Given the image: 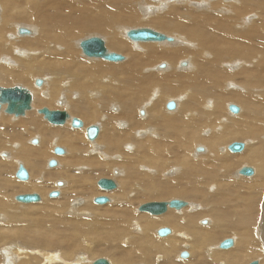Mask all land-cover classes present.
<instances>
[{
	"label": "bare ground",
	"instance_id": "obj_1",
	"mask_svg": "<svg viewBox=\"0 0 264 264\" xmlns=\"http://www.w3.org/2000/svg\"><path fill=\"white\" fill-rule=\"evenodd\" d=\"M173 1L185 5L188 2L190 4L192 0ZM209 1V3H211L214 0ZM238 1V3H242L245 6H249V3L251 2L250 6L255 7L259 17V25L257 26L258 30L255 29L256 26L254 25V28H246V25V27L234 31V29L230 28L231 25L229 21L225 22L221 19L225 16L220 18V15H224V12L222 13V11V14H220V11L218 12L216 9V12L220 14L219 16L216 14V16L219 17L217 19L211 15L195 13L193 12L194 10L192 11L189 8L187 10H182L178 7H174L175 3L169 4L167 8H163L164 4L163 6L161 4V12H166L161 15V12L157 14L153 11L148 12V8L146 9L142 4L143 0H0V56L7 58L16 45L31 51H20V57H18V59L14 57V66L11 65V62L8 64L6 60L2 59V62H0V87H2L1 85H5L7 87H3L8 88L9 85L19 82L29 90L23 87L24 89L32 94L30 109L25 111V116H15L14 114L9 115L17 118L0 116V157H2L0 158V211L5 215L6 212H8V215L9 213L11 214L13 209V206H11V198L14 194L20 195L21 193L27 194L36 191L43 197L41 202L40 197L39 201L33 202L36 204L28 203L24 206L22 205V207L20 205L22 208H19L21 209L20 211L26 215L31 213V216L25 225V231L23 234L21 233L22 235H16L15 232L10 235L13 239H17L21 235V238H23L26 243H29L30 240L34 241L36 243L34 246L39 248L58 246L57 241L63 240L67 247L70 248L73 244L70 245L69 241L75 240H73V232L76 233L74 234L77 235V237L81 234L101 236L102 230L105 229L113 232L119 240L120 232L122 233L123 229L122 223H126V225L130 223L128 224L130 226H133L135 223V225L137 224L135 229L138 230V233L140 234L139 236L143 235L141 238V241L143 242H147L146 240L148 239V234H146V232L156 226H170L174 229V233L170 232V234H168L169 236H163L166 238L162 237L165 241L161 243L159 241V244L157 243L155 245V247L165 255L169 256L170 253L174 252L180 244L188 243L187 245H183L185 250L189 249L192 251V256L188 261L184 260L178 263H173L170 260H166L164 264H187L189 262L192 264H215V262L221 264L223 262L219 261L221 260V257L229 258L230 262H228V264H236L240 260V255L248 252L252 255L256 254L254 250H247L246 247H244L245 250L242 248L238 252L233 253L234 251L232 250L234 248L236 249V240L234 242L232 239L233 245L229 248H225L224 251H222L223 249L220 248L219 245L225 239L217 244L216 248L220 249L219 252L221 253L213 252L210 248L208 249L211 243L227 233H235V235H239L244 244H248L251 241L250 235L246 230L242 231L238 229L239 223L236 219L233 223H230L233 219V215H236V212L235 208L234 210L233 208L230 209L228 203L222 201L223 196L230 191L231 187H227L225 184L222 185L219 181L220 177L217 174L220 165H223V170H228L237 167V165L243 162L253 163L257 169L255 176L254 170L251 168L253 170L251 176H255V179L253 180L255 182L251 185V190L256 191L264 181V160L263 157H261V152H257L255 149H249L248 147L250 146L247 145L249 144L248 142H240L244 145V149L242 153L238 152V154H241L236 157L234 156L236 153L231 157L228 156V159L227 157H217V152H223L224 154V152L228 150V145L233 143L231 142L227 144L224 149L219 151L220 146L224 144L223 142L226 138L243 139L246 136L256 138L258 136V131L263 129V123L260 118L261 113L263 112L257 114L259 111L258 109L257 112L252 110L256 103L247 97L249 94L223 93V82L228 80L232 81L233 77L224 76V78H222L221 74L216 73L218 67L216 68L215 65L217 63H222L224 60H227L228 62L238 60L243 66H246L243 71H239V75L247 77L251 76L254 78L253 83L243 80L244 83L241 85L246 88L244 91H247V86H249V88L252 87L251 89H254V91H250L255 92L254 95L256 98H259L262 95H260V92L264 90V63L261 60L260 62H257L259 56L255 54V51L253 52V50L250 49L246 51L243 47H246V45L252 47L251 41L255 37H259V39L264 38V0ZM144 3H146V1ZM207 6H210V8L212 7V9L216 8L213 4ZM224 6L227 8L228 5ZM20 8L21 11H17V9ZM237 8H233L232 13L242 14L243 12H239L240 9ZM136 9H138L139 12L136 11ZM246 9L248 10V8ZM240 16L241 15L236 17L239 18ZM241 17L244 19L243 15ZM242 18L239 20L242 21ZM140 20H144V22L150 20L151 25L162 30L164 33L172 34L174 38L158 32L159 30L155 31L150 28L138 27L133 28V30L148 29L164 36V40H131L127 37V33L132 28L127 27L140 22ZM14 22L18 24H31L32 26L26 25L27 28H24L21 24L16 25L15 33L20 37H25L19 38L11 34L8 36V39L13 38L10 41L5 39V35L8 29L10 32V27L15 24ZM243 22L239 23L244 26ZM251 25L252 22L250 23V26ZM238 26L240 25L238 24ZM20 29H23L24 32H21ZM28 35H30V37H28ZM84 35H102L106 41V45L104 42L106 53H122L125 57L116 54L121 57L120 60L107 61L103 58L97 57L96 59H99L98 61L90 59L95 57L85 56L80 47L81 41L79 42V38ZM88 38L96 37L92 36ZM177 38H182L180 41V47H174V44L178 41ZM127 40L134 45H130ZM12 42L17 43L15 45ZM162 42H168L170 45H135L137 43ZM244 44L245 46H243ZM258 45L257 47L259 49L260 45ZM76 46L81 51V54L87 57L89 61L84 60L85 58L82 60V57L79 58ZM258 51L256 52L258 53ZM254 54L256 55L255 59L252 58L254 57ZM182 58L186 59V68L179 67L178 69L176 62ZM252 59H254V65L248 67L250 64L248 65L246 62H249ZM102 60L107 62H102ZM160 61H165V63L162 64L164 67H160L161 69H159V67L157 68L155 65ZM228 62L225 63L228 64ZM240 67L242 68V66H239V68ZM229 69L232 70L233 68ZM180 71H182V73ZM40 76L43 77V80L41 81L39 79L41 84L36 85L38 79L34 77ZM239 79L242 80V78ZM33 83L38 88H34ZM231 83L228 84L226 88H229L232 85ZM61 90L69 95L74 92L73 90H76L77 97H75V99L69 98L68 101H66L65 99L67 96L62 95L63 100H58L57 98ZM150 92H152V95L147 99ZM178 95L180 96L176 103L168 100L177 97ZM146 99L149 100V102L145 107V103L144 106L141 104L144 100L146 101ZM260 99L261 98L258 100L259 102ZM208 100H210L209 103H211V105H209L211 107L208 105L209 110L204 112L202 110V105L207 103ZM168 101L175 104L176 111L173 110L174 112H172V110L167 109ZM229 101L241 104L243 106V112L241 113L240 108L237 106L239 112L236 114L231 113L229 111V106L235 105L233 103H227V111L232 115H241L240 117H243L242 119L246 120L248 124L246 123L247 125L244 126L234 120L231 122V125L233 126L227 125L226 127H221L217 133H212V135L210 134L206 139L204 138L205 141H203V144L206 149L203 145L201 146L198 144L193 147V144L197 141L195 133L198 126L202 127L208 125L209 128H213L219 118H221L222 115H225L223 107L225 102ZM58 104L66 107L68 110L55 109V106ZM107 105H113L115 109H112L111 112H107L106 114H102V117H100L97 109H102L101 107H106ZM165 105L166 110L164 111L163 106L165 107ZM43 106H45V108ZM113 106L111 108H113ZM139 106L142 107L143 110H141V108L138 109ZM5 108V104H0V115L6 113ZM32 108L33 111L38 114V117L35 116V112L28 113ZM42 108H49V110L47 109L49 112H66L68 118L63 125L47 127L43 123H38L36 120H43L50 124L45 112L41 110ZM113 113L116 114L113 115ZM137 115L141 117L137 118ZM20 116L24 117L20 118ZM255 116L258 118L257 120L255 119ZM74 117H80L84 121V124L80 121L82 123L80 127H73L71 125V120ZM11 118L13 119L11 120ZM96 121L100 124L92 125L98 128V133L95 137L96 139L94 138L92 141L88 139L87 136L85 138V133L87 128L91 127L90 124H95ZM219 122L222 123L221 120ZM254 122L255 124L252 125ZM69 125L71 128L77 130H72L69 128ZM259 125L261 127H259ZM141 129H143V131ZM36 133L40 135L42 141L41 143L40 138L37 137L36 145L38 146L41 143L42 147H39V149L26 148L24 135L33 136V134ZM86 139L90 141L88 142ZM32 140L33 139L29 140V142L33 145ZM128 141H132V145L129 146L131 154L126 155V157L131 160H122L125 169L121 172L122 175L126 176L127 183L124 184L123 187L121 186L118 189H116V187L115 190L112 189L113 191L104 190L105 192L110 191L109 193H112L111 195H113V202L111 205L114 204L117 206L116 208H118L120 206L119 202L125 203V201H128L131 198V196L143 198L171 196L199 202V208L202 209V203L207 205L206 203L212 202L210 201L211 199H207V196L205 197L203 194L204 187L205 185L208 186L210 183H214L217 192L212 196H217L216 198L218 199L217 202H219V204H211L209 208L213 206V209L212 211L209 209V215L213 216L217 222H223L224 225L222 227L220 226V228L217 227L216 229L214 228L212 230L204 231L194 227V220L198 219L200 216L203 217V214L205 213L204 210L200 212L190 211V213H187V211H184L185 209H183L180 216H176L172 213H167L170 212V209H173L168 208L164 213L165 215L162 214L163 216L159 222H152L143 216L130 218L127 210H111L110 204H102V206H100V204L99 206L96 205V207H93L94 209L91 210L92 214L100 219L94 224V227L92 224L89 226L85 224L87 226L85 228L84 224L82 226L79 219H68L64 216L60 217V212L65 209L67 205H70L68 199L70 200L75 197L72 200L77 203L79 202L78 204L81 205L77 196L82 197L81 203L83 209H89L87 204L90 203V195L92 194L91 191L88 192L85 187V175H108L109 170L112 168V164H105L102 161L104 158H102V156L106 157L120 151L124 143ZM12 143H15L17 147L12 150L8 156L6 151L3 150ZM50 143H52L53 146L55 145L54 147L52 146L53 149H51ZM59 146H63V148ZM192 147L194 148L193 154L191 151ZM55 148H62L63 155L60 156L55 154ZM51 150L52 154L60 156L63 172L58 171L56 173H50L45 176V179L53 181L57 179L61 173L62 178L65 179V184L64 182L62 184L64 187L62 188L61 186L62 189L59 188L58 195L55 196H60V199L58 198L56 200L44 199L47 189L42 185L43 183L34 182L32 177L27 182L12 179L13 175L15 177V174L18 171L17 169L22 161L30 167V170L33 171L34 174L39 175L41 173L40 167L42 164H44L46 160V163L49 161ZM91 150H93L92 154L89 153ZM204 152L207 153L206 156L204 155ZM56 156L50 160L56 161V159L59 158ZM16 163L17 169L15 168ZM142 164L149 167V169H147L149 170L147 175L137 172L138 166ZM79 166L85 168V171L81 172L80 175H76L74 174V170ZM170 166H172V168L174 167V171L171 170L170 172L171 174L177 173L181 176V178L179 177L180 182L177 184L164 185L160 180H152L151 177H149V174L151 173L160 176L161 172ZM47 168L50 167L47 165ZM243 168H250V166H241L238 169L236 176L241 175L240 170ZM216 169H218V172ZM115 174H117L116 171ZM241 176L251 177L245 175ZM191 181L202 182V186L194 188L192 184H189ZM204 181L207 182L205 183ZM145 182L148 185H145ZM243 185L244 183L236 184L238 187ZM233 188L235 189V186ZM95 198L96 197L91 201L93 204H96L94 203ZM243 209H247V206ZM84 211L85 210H83V213ZM86 215L87 214H85V216ZM1 218L3 219L4 215H2ZM201 224L203 223L201 222ZM56 225H59L64 232H72V234L66 236L67 234L65 233L63 237V234L57 229ZM232 228L237 229L240 233L232 230ZM126 230L127 228L123 231V239L121 238L124 245L134 241L132 239L134 237L127 235ZM158 230L156 231V234ZM34 231L37 232V234H32ZM6 235L8 236V234ZM93 235L92 237H94ZM4 237L7 238L6 236ZM126 239L127 241H124ZM96 246L97 250L101 252L108 249L106 247H100L99 243ZM130 246L131 245H129V247ZM126 247L124 246V248ZM230 248L233 249L229 251ZM132 249L140 248H138L137 245V247L134 246ZM74 250L76 251V249ZM196 251H198V254ZM8 252H10V250ZM112 252L113 249L110 248L108 253ZM154 252H157V250L154 249ZM15 253L16 252H12L8 256L4 254L5 256L3 257L7 256L6 260H9L12 259L13 256H16L12 255ZM121 255L124 254L120 253L114 255L112 261H110V259L107 260L108 263L125 264L121 259ZM78 259V261H80L82 260V257H78ZM137 260L141 261L139 257H136L133 261L136 262ZM252 262L259 264L257 261ZM76 264L80 263L78 262ZM127 264H129V262H127Z\"/></svg>",
	"mask_w": 264,
	"mask_h": 264
},
{
	"label": "rangeland",
	"instance_id": "obj_2",
	"mask_svg": "<svg viewBox=\"0 0 264 264\" xmlns=\"http://www.w3.org/2000/svg\"><path fill=\"white\" fill-rule=\"evenodd\" d=\"M145 1H146V3H144ZM180 1H183V0H180ZM195 1L196 0H192L190 2V4L188 2L185 5H183V4H179V2L173 1V0H164V1L163 0L162 1L161 0H155V1L154 0H143V3L142 4L144 5V7L146 9L148 8V12L153 11L156 14L161 12V8L160 7H162L163 4H164L163 8L164 7L167 8V6L169 4H173V3H175L174 4V7H178L180 9H182V10H185V9L187 10L189 8L192 11L194 10L193 12H195V13L205 14V15H211L214 18H217V19L219 18L218 16L224 12V15L223 14L220 15V18L223 17V16H225V17H223L221 19H223L225 22L226 21L227 22L229 21V23L231 25L230 28L234 29V31L235 30L242 29V28L246 27V25H247L246 28H251L254 25V26H256L255 29L258 30L257 26L259 25L258 24L259 17H258V13H257V10L255 9V7L252 6L253 7L252 8L250 6L251 5V2L249 3V6H250V8L252 10L249 8V6H245L242 3H238L239 2L238 0H236V1L235 0H232V1L231 0H214V1L211 0L212 1L211 3H209L210 2L209 0H200V1H196V2ZM154 2L157 3L158 5L155 4ZM218 3H220V4H218ZM161 4H162V6H160ZM210 4H213L214 7H216V8L212 9V7L210 8V6H207V5H210ZM224 5H228L227 8ZM229 6H232V7L234 6L233 8H237L238 7L237 9H240L239 12H243V13L242 14L241 13H236V14L234 13V14L237 17L239 15H241V16L243 15L244 19L241 16L239 18H237L232 13L233 12L232 11L233 8L232 7H229ZM222 7H223V9H222ZM230 8H232V9H230ZM246 8H248V10ZM216 9L218 10V12L220 11V14H218V12H216L217 11ZM224 10H226V11H224ZM17 11L20 12L21 11V8L20 9H17ZM136 11L139 12L138 9H136ZM221 11H222V13H221ZM162 12H161V15L166 13L165 11L163 13ZM216 14L218 16H216ZM241 18H242V21L239 20ZM234 19H235V21H234ZM248 19H249V21H248ZM252 20H254V21H252ZM255 20H258V21H255ZM150 22H151L150 20H147L145 22H144V20H142V21L140 20V22H138L136 24H133V25H130L127 28H132V29L133 28H138V27L139 28H150L152 30L158 31L159 29H157L156 27H154L153 25H151ZM239 22H241V23L243 22L244 26L242 24H240ZM249 22L250 23L252 22V25L251 26H250V23ZM253 22H254V24H253ZM14 23L15 24H13V26L10 27L11 28L10 29V32L8 31L9 30L8 29L6 31V35H5V39L10 40V41L13 39V38H11V39L9 38L8 39V36L11 35V34H13L15 37H19V38L25 37V36H21L20 37V36H18L15 33V31H16L15 30L16 29L15 26L16 25H20L21 24V26H24V28H27V26H29V25L32 26L31 24H22V23H19L18 24L16 22H14ZM237 23L240 26H242V27L238 26ZM12 27H13V29H12ZM11 32H13V33H11ZM158 32L164 33L162 30H159ZM164 34H166V36H169V37L174 38V36L172 34H169V33H164ZM92 36L101 38L105 42V45H106V41L104 40V37H102V35H89V36H85L84 35V36H82V37L79 38V42L82 41V40L87 39L88 37H92ZM28 37H30V35H28ZM177 39H178V41L176 40L177 41L176 42L177 44L175 43L174 44L175 45L174 47H178V46L180 47L181 46L180 45V41L182 40V38H177ZM258 39H259V37H255L251 41L252 42V45H251L252 47L246 45V47H249V48L243 47V49L245 48L244 50H246V51H248L249 49L250 50H253V52L255 51V54L260 57V58L258 57L257 62H260V60H261L264 63V61H263L264 60L263 59L264 58V50H263L264 49V38H261L259 40ZM127 42L130 45H132V46L134 45L132 42H130L128 40H127ZM12 43H14L16 45L17 42H12ZM142 44L143 45L144 44H157V45L158 44H167V45H170V43H168V42H162V43H137L135 45H141L142 46ZM257 45L260 47L259 49H258ZM243 46H245V44ZM76 50H77V53L79 55V58L82 57L81 58L82 60H83V58H85L84 60L89 61V59H87V57H85V56H83L81 54V51L79 50V48H77V46H76ZM20 51L21 52H25V51L31 52V51H29V50H27L25 48H21L18 45H16V47L11 50L10 54L7 57L9 59H7L4 56H0V60H1L0 62H2V59H3V60H6L8 62V64H9V62H11V65L14 66V63H15L14 57L16 59H18V57H20V53H21ZM256 51H258V53ZM260 52H263V53H260ZM114 53H116V52H114ZM116 54H119V55L125 57L122 53H116ZM255 54H254V57H252L254 59L256 58L255 57L256 56ZM1 57H3V58H1ZM4 58H6V59H4ZM11 58H13V59H11ZM90 59H92V60L95 59V61H98L99 60V59L97 60L96 58H90ZM254 59H252L249 62H246L248 65L250 64L248 67H251V65H254L253 64L254 63V61H253ZM100 61H101V59H100ZM102 62H107V61L102 60ZM225 62H228V61L227 60H224L222 62L223 64L220 62V63H217L215 65L216 68L218 67L217 70H216L217 72L212 68L216 73L221 74V77L222 78H224V76H229V77L231 76V77H233V80L232 81L231 80H228V81L223 82V84H222V92L223 93H239V94H243V95L249 94L247 97L250 100H252L254 103H256L254 105V108L252 110L255 111V112H257L259 110L257 112V114L263 112V113H261V117L260 118H261V122L263 123V129H264V110H263L264 109V90L260 92V95L261 94L262 95L259 97V98H261L260 99V102H259L258 101L259 98H256V96L254 95L255 92H252V91H254V89H251L252 87L249 88V86H247L248 87L247 88V91L246 90L244 91V89H246V88H244L241 85L242 83H244L243 80H246L247 82H250V83H253V81H254V78H252L251 76H250L251 77L250 78L249 76L247 77V76H244V75H239L240 74L239 71H241V70L243 71V69H245L246 66H243L238 60H234V62L233 61H229L230 64H229V62H228V64L225 63ZM164 63H165V61H160V62L156 63L155 65H156L157 68L159 67V69H161L160 68V65L161 64H164ZM183 64H184V66H183ZM185 64H186V59L185 58H182L180 60H177V62H176V66L178 67V69H179V67H185ZM239 66H242V68L241 67L239 68ZM229 68H233V69L230 70ZM180 69H182V68H180ZM235 69H236V71H235ZM180 72L182 73V71H180ZM234 72L236 74H238V75H236ZM263 72H264V69H263ZM34 78H36L38 80L40 79L41 81L43 80V77L42 76H40V77H34ZM239 78H242V80H240ZM34 83H33L34 88H38L37 86L34 85ZM230 83L232 85L229 88H226L228 86V84H230ZM22 85H23L22 83L15 82L12 85H9L8 87H12V86H22ZM1 86L2 87L3 86L4 87H7L5 85H1ZM22 87H24V86H22ZM241 87H242V89H241ZM253 87H255V86H253ZM261 87H263V86H261ZM24 88H26V87H24ZM61 88H63V87H61ZM26 89L29 90L28 88H26ZM250 90H252V91H250ZM73 91L74 92L69 95V94H66V93L62 92V90H61V92L58 95V98L57 99L58 100H61V99L63 100L62 95L63 96L66 95L67 96L66 99H65L66 101H68L69 98L70 99H75V97H77V92H76V90H73ZM151 95H152V92H150V94H148L147 99H149L151 97ZM179 96L180 95H178L177 97L170 98L168 100L169 101H173V102L176 103L179 100ZM147 99H146V101L144 100L141 105L144 106V103H145V107H146V105L149 102V100H147ZM209 101L210 100H208L207 103H204L202 105V110L204 112H207L209 110V106L211 105V103H209ZM227 103H233V104H235L236 106H238L240 108L241 113L243 112V106L241 104H238V103H236L234 101L225 102V105L223 107V112H224L225 115H222V117L219 118L218 122L215 124V126L213 128H209L208 125L207 126L205 125V126H202V127L201 126L200 127L198 126V128L196 129V133H195V136H196V140L197 141L193 144V147L196 146L197 144L198 145H201V146L203 145V147H204L205 145L203 144V141H205V139L207 137H209L210 134L212 135V133H217V131L221 127H226L227 125H231V122L234 121V120L237 121V123H239L241 125H244V126H246L248 124V122H246V120L242 119L243 117H240L241 115H239V114L238 115H232V114H230L227 111V109H226L227 108V106H226ZM58 105L55 106L56 107L55 109H62V110H65V111L68 110L66 107L60 106V105H59L60 106L59 107ZM114 105L117 106L116 104H114ZM112 106L113 105H107L106 107H101L102 109H99L98 108L97 109L98 115L100 117H102V114H106L107 112H111L112 109L113 110L115 109L114 106H113V108H111ZM140 106L138 107V109L141 108V110H143V108L140 107ZM43 107L45 108V106H43ZM47 109L49 110V108H47ZM163 110L164 111L166 110V105H165V107L163 106ZM174 111H176V109H174ZM174 111L172 110V112H174ZM30 112L33 113L35 111H33V108H32L28 113H30ZM115 114L116 113H113V115H115ZM0 116H2V117H15V116H10L9 114H6V113L1 114ZM24 116H20V118H22ZM35 116L38 117V114L36 112H35ZM140 117L137 115V118H140ZM15 118H17V117H15ZM74 118L79 119L84 124V121L80 117H74ZM12 119L13 118H11V120ZM255 119L257 120L258 118L255 116ZM36 120H37L38 123H40V124L43 123L47 127H54L53 125L48 124L46 121H43V120H40L39 121V119H36ZM220 120L222 121V123L219 122ZM98 121H96L95 124L94 123L93 124H90V126L100 124ZM226 121H227V124H226ZM254 124H255V122L252 123V125H254ZM231 126H233V125H231ZM234 127H235V125H234ZM259 127H261V126L259 125ZM69 128H71L70 125H69ZM71 129L72 130H77V129H73V128H71ZM263 129L261 131H258V136L256 138H251V137H247V136L244 137L243 139H227L226 138L224 140V142H223L224 144H222L220 146L219 151L221 149H224L226 147V145L229 144V143H231V142H248L249 144H247V145L250 146L248 148L249 149H255L257 152L260 151L261 152V157H263V160H264V130ZM141 130L143 131V129H141ZM199 131H200V133H199ZM205 133H207V134H205ZM37 137L40 138V135L37 134V133L36 134H33V136L32 135L31 136H25L24 135V138H25V141H24L25 147L26 148H29V149H39V147H42L41 138H40L41 143L38 146L36 144L35 145L34 144L33 145L30 144L29 140H31V139H37ZM85 138H86V133H85ZM86 140L88 142L90 141L88 139H86ZM131 143H132V141L125 142L124 145L122 146L121 150L118 151V152H116V153H113V155L110 154V155H108L106 157L105 156H102V158L104 157L102 161L105 164H107V165L112 164V168L109 170L108 175H99V174H97V175H85V179H86L85 180V187H86L87 191L88 192L91 191V194H92V195H90L91 196L90 203L87 204V206L89 207V209H83V205L81 203L82 202V199H81L82 197L77 196L78 197L77 199L80 200V204L81 205L78 204L79 202L77 203V202H74V200H72L75 197L74 198H71L70 200L68 199V201H69V203H70L71 206L70 205L69 206L67 205L66 208L63 209L60 212V215H59L60 217H63L64 216L65 218H68V219H71V218L72 219H79V221L82 223V226L84 224V227L85 228L87 226L91 225V224L93 225V227L95 226L94 224H96V222L99 221L100 219H98L96 217V215L92 214V211L91 210L94 209L93 207H96V205L99 206L100 204H93L91 202L93 200V198L94 197H97V196L104 195L109 200L104 205H109V204L111 205V203L113 202V198H112L113 195H111L112 193H109L110 191H113V190H110V191L105 192L104 190L100 189L97 186V181L99 179H101V178L110 179V180L114 181V183L116 184V187H117L116 189H118L121 186L123 187V185L127 183L126 176L125 175H122V173H121L122 170L125 169L124 168V162L122 160H125V161H130L131 160V159H129V158L126 157V155L131 154L130 151H129L130 150L129 146L132 145ZM52 146H53V144L50 143L51 149H53V147L55 145L53 147ZM16 147H17V145L15 143H12L11 145H8L7 148L5 150H3V151H6V154L9 156L10 153H11V151L14 150ZM59 147H62L63 148V146H59ZM193 147L191 149L192 154H193V149H194ZM198 147H200V146H198ZM92 151L93 150H91L89 153L92 154L93 153ZM242 152L243 151H241V153ZM217 153H218L217 154V157L218 156H220V157H227V159H228V156L231 157L234 154V153L229 152L228 150L226 152H224V154H223V152H217ZM241 153H239V154H241ZM206 154L207 153L204 152V155L205 156H206ZM239 154L236 153V154H234V156L236 157ZM55 156L56 155L52 154V150H51V156H50L49 160L50 159H53ZM60 156H62V155H60ZM60 156H56V157H59V158L56 159L57 166L55 168H47L48 163H46L47 162V160H46L45 163L42 164V166L40 167L41 168V173L39 175L34 174V172L30 170V167L28 165H26L25 162L22 161L20 163V165H22L27 170V172L29 174L28 180H26L24 182L29 181L31 179V177H32V180H34V182H36V183H43L42 185H44V187L47 189L46 190V193H45L46 195L44 194L45 195L44 199H46V200H50V199L56 200L58 198L60 199V196L55 197V198H49L48 197V194L50 192L54 191V190H57V192H58L60 189H62L64 187L63 185H62V188L61 187H57L56 186V184H57L56 182L62 181L65 184V179L62 178V176H61L62 173L60 174V176L57 179H55L53 181L52 180L49 181L50 179H45V176L48 175V174H50V173H56L58 171H62L63 172V166H62V162H60ZM199 156H201V155H199ZM0 158H2V157H0ZM191 159H193V158H191ZM243 163H240L239 164L240 166L237 165V167H233V168L228 169V170H223V168H224L223 165H220V167L218 168L220 173L217 171L218 169H216V171L218 172L217 175H219V177H220L219 181L221 182V184L222 185L225 184V185H227V187L228 186L231 187L230 188V191H228L227 194H225L223 196V198H222V201H225V202L228 203L230 209L233 208V210H234V208H235L236 215H233V219L231 220L230 223H233V221L236 219V221H238V223H239V228L238 229L239 230H242V231L243 230H246L248 232V234L250 235L251 241L248 244H244L243 240L239 237V235H237V234L235 235V233H233V234L232 233H227L223 237H221L218 240H216L213 243H211V245L208 247V249L210 248V249H212L211 251H213V252L221 253V252H219L220 249H217L216 248L217 244L220 243L224 239L230 238V239L234 240V242L236 240V246L235 247L238 250H236L235 248H234L235 250L233 248H230L229 251L233 249L232 250V251H234L233 253H236L239 250H241L242 248H243V250H245L244 247H246L247 250H254L256 252L255 255L250 254V252L240 255V257H239L240 260L236 264H249L252 261H257L259 264H264V262H263V259H264V181L262 182V185H260L256 189V191L255 190H251L252 189L251 188V185L255 182L253 180L255 179V176H256L255 172H256L257 167L255 165H253V163H247V162H243ZM241 166L242 167L243 166H247V167L250 166V168H252L254 170L255 176H251V177H244V176H241V175L240 176L238 175L239 177L236 176L237 175L236 173H237L238 169ZM16 167H17V163L15 164V168ZM173 168H172V166L166 168V170H164V171L161 172V175L160 176H156V175H154V173H151V174H149V177H151L152 180H160L161 182H163L164 185H174V184H177L178 182H180L179 181L180 180L179 177L181 178V176L179 174H177V173H174V174L172 173L171 174L170 172H171V170H173ZM117 169H118V171H117ZM147 169H149V167L147 165H145V164H142V165H139L138 166V168H137L138 171L137 172L140 173V174L144 173V174L147 175L149 173V170H147ZM83 171H85V168H83L82 166H79V167H77L74 170V174L80 175L81 172H83ZM115 171L117 172V174H115ZM168 173H170V174H168ZM12 179L18 181V179H16L14 177V175L12 176ZM137 183H139V182H137ZM181 183H182V181H181ZM237 183H242V184L244 183V185L241 186V187H238V186H236ZM144 184L145 185H148L146 182ZM189 184H192V186L194 188L199 187V186H202V182H197V181H191V182H189ZM234 186H235V189L236 190L233 188ZM234 191H236V192H234ZM216 192H217V190L215 189L214 183L213 184L210 183L208 186L205 185L203 194L205 195V197L207 196V199H209V200L211 199L210 201H212V202L206 203L207 205H204V203H202V207H203L202 209L199 208V205H200L199 202H195V201H192V200H189V199H186V198L182 199V198H179V197H171V196H168V197L163 196L161 198H153V197H151V198L150 197L149 198H143V197H134V196L132 197L131 196V198L128 201H125L126 204L124 202H122V203L119 202V205L120 206L118 208H116L117 206L114 205V204H112L110 206V208H111V210H114V209H119L121 211H126L127 210L128 213H129V215H130V218H135V217L143 216L146 219H148L149 221H152V222L153 221H155V222L158 221L159 222V220L161 219V217L163 215H165V214L159 215V216H150V215H148L146 213L138 212V210H137L138 207L141 204L148 203V202H153V201H156V202H166V201H169L171 199H178V200H182V201L186 202L187 203V206H185L184 208H182L180 211H176L175 209L174 210L173 209H170L169 210L170 212H167V213H172L173 215L180 216V213H182L183 209H185L184 211H187V213H190V211H192V212L199 211L200 212V211L204 210L205 213L203 212L204 213L203 214V217L200 216L198 219H195L194 222H193V226L196 227L197 229L203 230V231L204 230H212L214 228L216 229L217 227L220 228V226L222 227L224 225L223 222H217L213 218V216L209 215V209H211V211L213 209V206L211 208H209L211 206V204H213V203H215L214 205L219 204V202H217L218 201V199L216 198L217 196H214V197L212 196ZM32 193L38 194L39 197H40V202H41V200H42L43 197L38 192L32 191L31 193H27V194H32ZM24 194H26V193H24ZM17 195L18 194H14L12 196V198H11V206H13V209L11 211V214L9 213V215H8V212H6V215H5L4 213L3 214L1 213L2 211H0V229H1L0 230V264H76L78 262L80 264L81 263L82 264H90V263H92L93 261H95L98 258H103V259H106V260H109L110 259V261H112V259L114 258V255H117V254H120V253L124 254V255H121V259H122L123 263H125V264H127V262H129V264H136V263H140V262H141L140 264H164L166 260H170L173 263H178V262L184 261V260L188 261L190 259V257L192 256V251H190L189 249L185 250V248L183 246L185 244L187 245L188 243H182V244H180L178 246V248L174 250V252H171L170 253L169 256L163 254L162 252H160L155 247V245L157 243L159 244V241L161 243V242L165 241V239H163V238H166L167 237L166 236V237H163L162 238V237L157 236L156 231L158 229L164 227V228H168L170 230V232H173L174 233V229L172 227H170V226H162V225L161 226H156L155 228H153L150 231H147L146 232V234H148L147 235L148 236V239L146 240L147 242H143V241H141V238L143 237V235L139 236L140 234L138 233V230L135 229V226H137V224L135 225V223H134L133 226L128 225L130 223H128L127 225H126V223H124V224L122 223V228L123 229L121 228L122 229V233L120 232V239H121L122 238V235H123L124 229L127 228V230H126L127 235H130L131 237H134V238H132L134 240L132 242L134 245L131 242L124 245V243L122 242V239L123 238L121 240L120 239L118 240V237L115 236L113 232H110L109 230L107 231V230L103 229L102 230V235L103 236L102 235L101 236H99V235L97 236V235H93V234H91V235L88 234L90 236L89 237L87 234H86L87 236L85 234H84L85 236L83 234H81V235H79L77 237V235H75L76 233L73 232V235H74L73 240L74 239L75 240L74 241H69V244L70 245L73 244V246L70 247V248L67 247L66 243L63 240H58L57 241L58 246H53V247L52 246H46L45 248L36 247V246H34V245H36V243L34 241H31L30 240L29 243H26L24 241V239L21 238V235L25 231V225L27 224L28 219L31 216V213L28 214V215H26V214H23L20 211L22 209L21 208L22 205L24 206L25 203H19L16 200H14L15 199L14 197L17 196ZM40 202H38V203H40ZM29 204H31V203H29ZM33 204H36V203H33ZM20 205H21V207H20ZM245 205L247 206V209H243L244 207H246ZM79 206L80 207L82 206V207L80 208ZM100 206H102V204ZM195 206H196V208H195ZM238 206H239V208H238ZM72 207H73V209H72ZM19 208H21V209H19ZM79 209L85 210L84 213H83V210H79ZM193 209H196V210H193ZM244 211H246V212H244ZM85 214H87V215L85 216ZM2 215H4V218L3 219L1 218ZM100 218H101V216H100ZM203 220H205L207 222V224H201V222H203ZM240 223H241V226H240ZM56 227H57V229L59 231H61V233L63 234V237H64L65 233L67 234L66 236H68V235L70 236V234H72V232H64L59 227V225H56ZM91 228H92V226H91ZM232 230H235V231L239 232L235 228H232ZM13 232H15L16 235H19L21 233L22 234L17 239H13V237L10 236ZM82 233H84V232H82ZM6 234H8V236ZM32 234H37V232L34 231V232H32ZM56 234H55V236H56ZM92 235L94 237H92ZM4 236H6L7 238H5ZM113 236H115V237H113ZM77 238H78V240H77ZM136 239H138V240H136ZM13 240H14V242H13ZM124 241H127V239L124 240ZM98 243L100 244V247L102 246V247H104V248L106 247L108 249H105L103 252L97 250V246L96 245ZM129 245H131V246L129 247ZM137 245H138V248H140V249H132L134 246L137 247ZM124 246L125 247L127 246V247L124 248ZM119 247H121V248H119ZM60 248H63V249H60ZM110 248L113 249V252H114V253L112 252L113 254L112 253H108ZM74 249H76V251ZM154 249H156L157 252H154ZM9 250H10V252H8ZM18 250H19V253H18ZM115 250L116 251L118 250V251L116 252ZM119 251H120V253H119ZM222 251H224V249ZM12 252H16L15 254H12V255H16V256H13L12 259L6 260V257L8 255H10V253H12ZM72 252H73V254H72ZM180 252L181 253L182 252H187L188 253V258L185 259V258L179 257V253ZM196 252L198 254V251H196ZM4 254L7 255V256L6 257H3V256H5ZM67 255H70V256H67ZM78 257H82V260L78 261L79 260ZM136 257H139L141 259V261H139V260H137L136 262L133 261L134 259H136ZM228 259L229 258L221 257V260H219V261L220 262L223 261L222 262L223 264H226V262L228 264V262H230V259L229 260ZM187 264H192V263L189 262ZM215 264H218V263L215 262Z\"/></svg>",
	"mask_w": 264,
	"mask_h": 264
},
{
	"label": "water",
	"instance_id": "obj_3",
	"mask_svg": "<svg viewBox=\"0 0 264 264\" xmlns=\"http://www.w3.org/2000/svg\"><path fill=\"white\" fill-rule=\"evenodd\" d=\"M21 32H24L23 29H20ZM127 37L134 41H160L164 40V36H161L159 33L152 32L148 29H138V30H129L127 33ZM80 47L87 57H97L103 58L107 61L120 60L121 57L116 54L106 53L104 48V41L101 38H88L86 40H82L80 42ZM161 68L164 65H160ZM41 81L37 80L36 85H40ZM32 100V94L24 89L22 86H12L8 88L0 87V104H5V112L8 114H14L15 116L24 115L25 111L30 109V102ZM168 110H174L175 104L173 102H169L167 104ZM45 112L47 116V120L52 125H63L68 118V114L62 111H51L49 112L47 109H41ZM229 111L233 114L239 112V108L236 105H230ZM71 125L73 127H80L82 123L79 119L73 118L71 120ZM98 133V128L96 126H91L87 128L86 136L88 139L92 140L96 137ZM33 144H37V140H32ZM227 149L232 153H238L243 151L244 145L240 142H233L228 145ZM55 154L63 155L62 148H55ZM57 166L55 160L48 161V167L53 168ZM18 171L15 174V177L20 181L28 180V172L27 170L20 165L17 169ZM241 175L251 176L253 174V170L251 168H243L240 170ZM63 184L62 181L57 182V187H61ZM97 186L102 190H112L116 188V184L114 181L106 178H102L97 181ZM58 195L57 190L50 192L49 197L53 198ZM15 200L20 203H33L39 201V196L37 194H20L15 197ZM108 198L106 196H98L94 199V203L96 204H105L108 202ZM187 205L186 202L182 200H170L169 202H148L141 204L138 207L139 212H146L150 215H162L166 212L168 208H173L175 210H180L181 208ZM203 224H206V221L203 220ZM158 236H167L170 234V230L168 228L159 229L157 232ZM233 245V241L231 239H225L220 243L219 247L222 249L229 248ZM181 258H187L188 255L186 252H182L180 254ZM91 264H109L107 260L103 258H98L93 261ZM250 264H257L256 262H252Z\"/></svg>",
	"mask_w": 264,
	"mask_h": 264
}]
</instances>
